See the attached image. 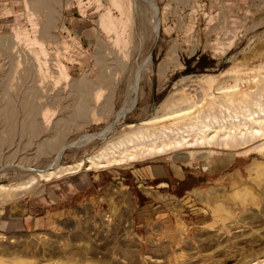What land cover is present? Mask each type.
<instances>
[{
    "label": "rangeland",
    "instance_id": "rangeland-1",
    "mask_svg": "<svg viewBox=\"0 0 264 264\" xmlns=\"http://www.w3.org/2000/svg\"><path fill=\"white\" fill-rule=\"evenodd\" d=\"M261 106L264 0H0V264H260L264 134L89 158ZM154 162L183 173L161 243L79 204Z\"/></svg>",
    "mask_w": 264,
    "mask_h": 264
},
{
    "label": "crops",
    "instance_id": "crops-1",
    "mask_svg": "<svg viewBox=\"0 0 264 264\" xmlns=\"http://www.w3.org/2000/svg\"><path fill=\"white\" fill-rule=\"evenodd\" d=\"M132 172L136 189L120 180L96 184L92 192L87 193L81 188L84 193L79 204H83L85 209L92 206L94 217H101V210L105 207L113 217L116 228L124 230L125 236L130 239L139 243H161V236L168 228L167 221H178V217L181 218L184 213L179 208H176L177 212L173 211V204H176L174 194H163L161 200V183L165 184L174 177L180 180L183 173L172 165L165 168L161 162L147 163ZM179 198L182 203L183 196ZM203 199V194L198 198L196 195L197 202H203ZM117 234L121 235V232Z\"/></svg>",
    "mask_w": 264,
    "mask_h": 264
},
{
    "label": "bare ground",
    "instance_id": "bare-ground-1",
    "mask_svg": "<svg viewBox=\"0 0 264 264\" xmlns=\"http://www.w3.org/2000/svg\"><path fill=\"white\" fill-rule=\"evenodd\" d=\"M201 100L199 101L197 100V102L195 101L192 105L186 107L185 110L192 108L194 105L198 104ZM191 130L195 133L194 139L188 138L189 134L184 135L183 133L179 135V137L178 136L171 137L170 135H164V136L161 135L160 137H155L151 139H144V140L142 139V141H138L130 145L132 149L129 146H126V148L119 150V153H117L118 151L116 150L107 151V152L104 151L97 156L90 157L89 162H91V166L93 164L102 166V165H107V163L108 164L120 163L123 162L124 160L133 161L137 159H142L145 156L166 153L168 151L170 152V150L173 147L187 146L195 143L211 144L213 141L216 142L219 139H223L226 143L234 142L238 140H242V141L251 140L258 136H263L264 134V107L261 106L259 111H253L242 116H236V118L234 117L233 119L230 120V122H225L224 119L220 120L217 117L213 116V119L211 118V120H201L199 123L193 124L191 126V129H188V131ZM165 138H169V139L167 140ZM158 139L160 141H158ZM129 143H131V141ZM81 162L82 161H80L79 164ZM51 172L53 173L55 171L52 170L49 171V173ZM260 264H264V261L261 262Z\"/></svg>",
    "mask_w": 264,
    "mask_h": 264
}]
</instances>
